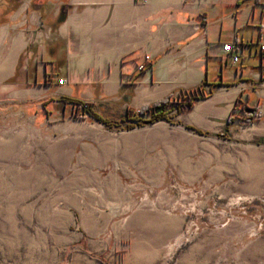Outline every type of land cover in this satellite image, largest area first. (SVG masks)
<instances>
[{
    "label": "crops",
    "instance_id": "1",
    "mask_svg": "<svg viewBox=\"0 0 264 264\" xmlns=\"http://www.w3.org/2000/svg\"><path fill=\"white\" fill-rule=\"evenodd\" d=\"M9 7L0 0V170L17 156L27 183H40L21 219L42 264H126L154 228L168 229L147 195L168 167L182 183L264 196V0ZM200 85L205 96L169 120H119Z\"/></svg>",
    "mask_w": 264,
    "mask_h": 264
},
{
    "label": "rangeland",
    "instance_id": "2",
    "mask_svg": "<svg viewBox=\"0 0 264 264\" xmlns=\"http://www.w3.org/2000/svg\"><path fill=\"white\" fill-rule=\"evenodd\" d=\"M17 160L10 156L8 170H0V264H42L44 253L34 250L40 238L25 232L21 219L40 183H27L31 173L17 170L24 168ZM223 188L182 183L166 168L147 195L167 213L168 229L154 228L151 244L130 253L126 264H264V196L225 195Z\"/></svg>",
    "mask_w": 264,
    "mask_h": 264
},
{
    "label": "trees",
    "instance_id": "3",
    "mask_svg": "<svg viewBox=\"0 0 264 264\" xmlns=\"http://www.w3.org/2000/svg\"><path fill=\"white\" fill-rule=\"evenodd\" d=\"M6 2L9 4V9L14 8L17 5L18 0H6ZM207 81L205 80L204 83ZM205 91L202 87V85L189 89L184 92H180L177 98H169L166 99L165 101H162L161 103L154 104L152 106H147L143 109H140L136 115L135 112L127 110V114H132L133 117H128L127 115L125 116V119H119L120 121H132V123H127L124 127L131 128L134 125H141L143 123H147V120H143L137 116H141L145 113H151L150 119L148 120L149 123L159 120V119H166L169 120L171 119L174 115L178 114L180 111L183 109L190 108L193 104V102L196 99L202 98L205 96ZM63 104L67 103H73L75 104L78 108H80L81 115H89L93 119L105 123L107 125H110L111 121L107 120V118H103L98 112L94 111L89 103H84L80 102L74 99H68V98H63L61 101ZM162 107V109H160ZM171 110H174L173 115H170L168 112ZM233 117H228L227 119V124L229 125L230 123L233 122ZM240 121L242 122H251L252 121V115L251 114H246L243 117L240 118Z\"/></svg>",
    "mask_w": 264,
    "mask_h": 264
},
{
    "label": "built area",
    "instance_id": "4",
    "mask_svg": "<svg viewBox=\"0 0 264 264\" xmlns=\"http://www.w3.org/2000/svg\"><path fill=\"white\" fill-rule=\"evenodd\" d=\"M222 49H223L224 52H226L228 54L231 53L232 50H233L232 45L230 43H224L222 45ZM230 58H231L232 62H236V60H237V56L236 55H232L231 54ZM64 80L65 79H63V78L58 79V83L62 84L64 82Z\"/></svg>",
    "mask_w": 264,
    "mask_h": 264
},
{
    "label": "water",
    "instance_id": "5",
    "mask_svg": "<svg viewBox=\"0 0 264 264\" xmlns=\"http://www.w3.org/2000/svg\"><path fill=\"white\" fill-rule=\"evenodd\" d=\"M160 109H162V107H160ZM146 122L149 123L148 120Z\"/></svg>",
    "mask_w": 264,
    "mask_h": 264
}]
</instances>
